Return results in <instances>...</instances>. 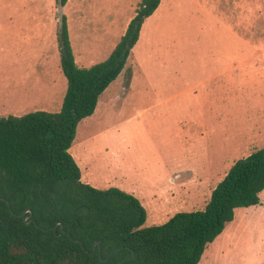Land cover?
Masks as SVG:
<instances>
[{"label":"rangeland","instance_id":"1","mask_svg":"<svg viewBox=\"0 0 264 264\" xmlns=\"http://www.w3.org/2000/svg\"><path fill=\"white\" fill-rule=\"evenodd\" d=\"M139 1L0 0V117L60 110L62 16L75 63L90 67L109 56ZM261 148L264 0H160L69 152L84 183L135 195L148 227L203 210L231 166ZM259 199L235 210L200 264L262 262L264 190Z\"/></svg>","mask_w":264,"mask_h":264},{"label":"trees","instance_id":"2","mask_svg":"<svg viewBox=\"0 0 264 264\" xmlns=\"http://www.w3.org/2000/svg\"><path fill=\"white\" fill-rule=\"evenodd\" d=\"M159 4L140 0L109 56L90 67L75 63L62 16L58 47L67 87L60 110L0 117V264H200L235 210L260 202L264 148L231 166L203 210L177 212L148 227L135 195L81 180L69 152L77 125L94 113ZM26 209L31 216H19Z\"/></svg>","mask_w":264,"mask_h":264},{"label":"water","instance_id":"3","mask_svg":"<svg viewBox=\"0 0 264 264\" xmlns=\"http://www.w3.org/2000/svg\"><path fill=\"white\" fill-rule=\"evenodd\" d=\"M0 199H3L2 197H0ZM7 205L9 206V202L7 201ZM28 212V217H30L31 216V210L30 209H26L25 211H23V213H21L19 216H23L25 213H27ZM57 225H59L60 227H61V222L60 221H58L57 223H56V225L54 226V228H56V226ZM96 243L97 244H99V241H96ZM101 259V261H104V259H102V258H100ZM121 264V263H120Z\"/></svg>","mask_w":264,"mask_h":264},{"label":"crops","instance_id":"4","mask_svg":"<svg viewBox=\"0 0 264 264\" xmlns=\"http://www.w3.org/2000/svg\"><path fill=\"white\" fill-rule=\"evenodd\" d=\"M149 17H150V16H149ZM131 18H132V16L129 18L128 21H130ZM146 19H147V18H146ZM127 23H128V22H127ZM126 26H127V24H126ZM126 26H125V28H124V30H123V32H122V35L124 34V32H125V30H126ZM141 29H142V28H141ZM140 32H141V31H140ZM122 35H121V36H122ZM139 36H140V35H139ZM138 40H139V39H138ZM137 42H138V41H137ZM136 44H137V43H136ZM133 48H134V47H133ZM121 72H122V71H121ZM226 72H227V71H226ZM119 75H120V74H119ZM119 75H118V76H119ZM99 97H100V96H99ZM120 189H121V188H120ZM209 244H210V243H209ZM259 248H260V247H259ZM260 249L263 250L264 247H263V248H260ZM258 261H259V262L262 261V262H260V264H264V257H263V258L261 257V259H258Z\"/></svg>","mask_w":264,"mask_h":264}]
</instances>
